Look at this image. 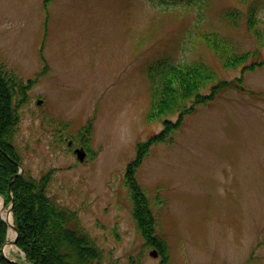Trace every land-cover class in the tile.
<instances>
[{
    "label": "rangeland",
    "instance_id": "374dc122",
    "mask_svg": "<svg viewBox=\"0 0 264 264\" xmlns=\"http://www.w3.org/2000/svg\"><path fill=\"white\" fill-rule=\"evenodd\" d=\"M251 11L264 34V0H0V67L33 81L13 138L22 174L49 176L46 194L77 213L102 264H264V64L225 69L202 40L216 33L255 54L247 65L264 60ZM195 62L213 84L241 83L195 107L136 168L163 260L136 226L125 174L137 145L177 119L147 120L149 68ZM8 208L0 201V218Z\"/></svg>",
    "mask_w": 264,
    "mask_h": 264
},
{
    "label": "trees",
    "instance_id": "16d2710c",
    "mask_svg": "<svg viewBox=\"0 0 264 264\" xmlns=\"http://www.w3.org/2000/svg\"><path fill=\"white\" fill-rule=\"evenodd\" d=\"M246 18L248 30L253 31L257 42L263 45L264 34L257 29L255 13L251 11ZM226 19L236 23L237 15L228 13ZM202 40L225 69L242 67V71H249L264 64V60L256 62L251 59L252 63L247 65L255 54L236 53L232 43L216 33L204 34ZM148 78L151 102L147 120L152 122L175 115L177 119L175 122L165 120L162 132L137 145L136 159L127 166L125 179L133 201L132 214L136 226L142 238L165 260L166 246L153 238L155 221L148 200L136 181V168L150 146L167 141L169 134L181 126L184 117L194 112L195 107L212 101L226 88H239L241 80L213 84L217 75L202 62L158 64L149 68ZM32 84L33 81L23 83L14 73L0 67V196L5 206L12 205L13 220L18 229L15 245L29 264H102L103 251L81 225L77 213L57 205L46 194L49 176L39 179L24 174L16 176L20 160L13 138L19 122V110L26 103ZM205 89H208L206 94L203 92ZM89 129L88 124L80 132L88 133ZM7 228L0 218V249L7 240ZM0 264L14 263L0 255Z\"/></svg>",
    "mask_w": 264,
    "mask_h": 264
},
{
    "label": "water",
    "instance_id": "95a60500",
    "mask_svg": "<svg viewBox=\"0 0 264 264\" xmlns=\"http://www.w3.org/2000/svg\"><path fill=\"white\" fill-rule=\"evenodd\" d=\"M73 152H74V154H75V156H76V158H77V160H78L79 162H83V161L85 160L86 152L84 151L83 148H76V149H74ZM21 173H22V169H21V167H20V168H19V173H18V174L20 175ZM9 192H10V189H9ZM0 198H1L2 205L4 206V205H5L4 199H3L1 196H0ZM11 212H12V205L9 206L8 211L6 212V214H7V215H10ZM1 219H2V220L5 222V224L8 226L7 222H6L3 218H1ZM8 227H9V226H8ZM11 229H12V231L14 232V238H13L12 240H9V239L6 240V242L4 243V245L2 246V248L0 249V255H1L2 257H4V258H5L7 261H9V262H12V263H14V264H20V263H17V262H15V261L9 259L7 256H5V253H4V251H5V247L8 246V245H15V244H16V241H17V238H18V229L16 228V226H15V224H14V220L12 221ZM150 255H151L152 257H156V256H157V254H156L155 251L150 252ZM25 260H26V259H25ZM26 261H27V260H26Z\"/></svg>",
    "mask_w": 264,
    "mask_h": 264
},
{
    "label": "bare ground",
    "instance_id": "6f19581e",
    "mask_svg": "<svg viewBox=\"0 0 264 264\" xmlns=\"http://www.w3.org/2000/svg\"><path fill=\"white\" fill-rule=\"evenodd\" d=\"M0 201H1V198H0ZM3 219L7 222V224H8V226H9V233H8V239L9 240H12L13 238H14V233H13V231H12V229H11V225H12V217H11V215H4V217H3ZM13 247V245H8V247H7V251L9 250V249H11Z\"/></svg>",
    "mask_w": 264,
    "mask_h": 264
}]
</instances>
